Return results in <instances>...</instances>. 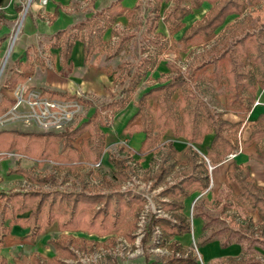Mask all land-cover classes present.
I'll use <instances>...</instances> for the list:
<instances>
[{
    "label": "trees",
    "instance_id": "trees-1",
    "mask_svg": "<svg viewBox=\"0 0 264 264\" xmlns=\"http://www.w3.org/2000/svg\"><path fill=\"white\" fill-rule=\"evenodd\" d=\"M6 1L0 0V8ZM151 1L157 20L160 19L161 5L172 2L170 10L162 16L169 38L185 28V18L199 11L204 4L209 6L200 20L185 29L178 39L171 40L172 44L179 45L184 51L192 47L202 48V53L195 56V65L183 72L176 64H170L169 78L140 95L134 114L122 130L128 136L143 135L137 151L140 157L157 151L162 135L166 132L174 139L181 138L187 143L182 154L172 142L162 143L163 151L156 169L147 177L153 182V189L162 188L155 197L157 211L162 215H151L143 245L152 239L156 248L167 249L170 256L166 264H198L193 253L184 250L178 238L191 232L186 205L211 190L212 173L209 167L216 168L239 149H253L258 157L264 159V112L245 122L259 88L264 86V23H254L247 13L249 8L258 6L261 0ZM135 13L136 9L124 11L114 5L109 9V17L103 19L107 24L113 23L117 17L125 16L131 20L130 25L134 28L138 25L132 22ZM231 17L233 21L226 23ZM87 27L81 23L69 31H61L50 37V48L59 50L61 72H70L69 59L76 40L83 43L85 63L93 52L94 43L104 45L100 31L92 25L89 29ZM84 30V36L74 34ZM124 40L121 39L120 47ZM210 40L212 44L207 48ZM143 65L144 70L149 67L148 70L152 71L156 63L148 60ZM16 67L10 70L4 83V88L9 92L24 84L28 78L26 73L33 70L28 63H17ZM141 73L128 79L121 91L123 97L108 103L99 112L94 110L77 127L65 129L61 133L0 131V153H14L37 162L39 167L44 162H51L57 174L34 175L24 169L13 172L38 186V189L9 195L0 192V247L15 225L28 230L22 240L30 244L53 224L57 225L61 233L57 239L49 242L55 256L47 260L32 254L29 257L32 264H61L64 260L77 258L76 252L84 250L86 245H95L94 242L73 237V233L100 239L123 229L127 241H135L133 234L147 201L131 191L120 192L121 185L134 174L125 159L110 158V180L104 176L98 190L85 181L91 171L79 176V190L67 192L59 190V187L67 182L68 175H77L89 166L100 165L106 140L100 126H107V112L114 113L125 108L130 101L129 96L142 80ZM219 94L223 96L224 112H216ZM40 97L49 101L75 102L81 106L88 104L76 96L56 92H42ZM151 101H155L154 106L150 104ZM14 105L15 100L3 96L0 117L6 115ZM224 113H230L234 120L223 118ZM245 127L246 132L243 131ZM84 135L87 137L84 138ZM207 138L205 154L201 156L193 146L203 145ZM5 154L0 158L6 159ZM80 163L87 165L82 166ZM172 174H176V180L169 182L167 179ZM224 179L235 189L233 201L247 218L245 226L254 229V233L264 240V186L253 178L249 166L237 164L236 161L226 164ZM44 186L52 190H43ZM199 202L195 201V218L203 217ZM156 231L158 233L153 237ZM107 242L113 244L114 239L111 237ZM209 242L198 243L197 248ZM12 262L27 264L24 258H13ZM228 262L240 263L241 259H228ZM0 264L8 263L5 258H0Z\"/></svg>",
    "mask_w": 264,
    "mask_h": 264
},
{
    "label": "rangeland",
    "instance_id": "rangeland-1",
    "mask_svg": "<svg viewBox=\"0 0 264 264\" xmlns=\"http://www.w3.org/2000/svg\"><path fill=\"white\" fill-rule=\"evenodd\" d=\"M29 1L22 0V11L12 26L11 33L7 36L6 48L0 59V69L7 53L12 50L20 36L21 30L18 34L17 31L26 17L28 9L26 11L25 8ZM39 3L45 6L47 2L43 4L39 1ZM171 7L172 2L163 4L160 9V19L157 20V17L151 13L153 8L151 1L143 0L135 18L138 24L137 28L131 32L125 30L124 27L123 29L117 28L120 40L117 37L110 38L106 36L105 40L109 41L110 45H108V48L100 50L96 47L91 57L90 69L82 68L79 71H75L72 75L58 72L57 53L50 50L48 39L40 38L37 42L30 45L31 49L28 56L35 64L33 75L26 84L17 87L12 92L11 97L16 103L20 100V105L12 108L5 116L0 117V131L16 130L21 133L35 134L61 133L65 129L77 127L86 121L94 110L99 112L108 103L123 97L121 91L126 87L128 79L142 72V80L137 89L129 96L130 101L125 108L114 113L107 112V126H100V130L106 138L105 152L101 158L100 165L89 166L86 170L83 169L78 172L77 175H69L67 177L68 181L59 187L61 191H77L79 190V176L91 171V175H88L85 181L90 187L99 189L104 176L110 180L112 169L109 164L110 158L125 159L134 174L128 182L121 185L120 192L131 191L141 195L147 201L145 210L141 213L137 230L133 234L135 241L133 243L128 242L126 237H124L123 229L115 235L100 239L87 234L73 233L71 234L73 237L83 238L87 242H94L95 245H86L84 250L76 252L77 258L64 260L61 264H166L167 258L170 256V252L167 249L156 248L152 239L143 245L147 222L151 215H162L160 211H157L155 202V197L162 188L153 189V182L147 180V177L156 169L160 153L163 151L162 143L172 142L180 154L186 149L187 143L181 138L174 139L169 132H166L162 135L157 151L140 157L137 151L143 135L136 134L129 137L123 134L122 128L135 112L140 95L147 89L164 83L169 78L168 66L170 64H176L183 72H187L190 66L195 65V56L198 53H202V48L195 49V47L184 51L179 45L172 44L171 40L178 39L185 29L200 20L207 7L204 6L199 12H194L191 16L185 18L183 20L185 28L174 37L169 38L162 16ZM247 13L253 18L254 23H264V0H261L258 6L249 8ZM230 20L232 18L228 19V21ZM93 22L95 23L96 21ZM91 25L94 26L91 23L87 28L89 29ZM74 34L84 36L86 31H77ZM125 36L130 37L128 40L123 41L122 52L114 59L106 60L105 56L111 55L121 39H125ZM210 44H212V40L209 41L207 48H209ZM36 58L43 62L41 64L43 66L37 64ZM148 60L156 63L152 71L148 70L149 67L144 70L143 64ZM12 66L13 64L8 61L3 69L0 79V94H2L3 81L8 77ZM86 72H89V76H96L98 81L94 80V82L89 84L82 82L87 78L84 76ZM103 75H106V78L103 77L101 80L100 78ZM111 75L115 79L114 84L108 78ZM99 76L100 78H98ZM42 92H56L58 94L76 96L88 104L81 106L75 102L61 104L60 101H56L61 107L51 110L49 116L45 117L43 113L47 99L44 100V98L40 97ZM218 96L216 112H224L223 96L222 94ZM207 99L210 103L212 102L210 97ZM150 104L154 106L155 101H151ZM211 105L214 107L213 102ZM223 118L230 121L234 120L230 113H224ZM83 137L86 138L87 136L84 135ZM207 142L208 138L202 146H193L194 150L203 156ZM74 146H77V144L74 143ZM244 152L242 160L254 167V177L259 182H263L264 173L260 172L264 159H260L253 149H247ZM4 154L0 153V156ZM5 155L9 163H4V160L0 158V192L5 195L38 189V186L30 184L13 173L17 169L28 170L34 175L47 176L53 174L57 176L51 162H44L39 167L37 162L33 160L17 157L13 153ZM224 169L225 167L222 166L215 171L210 192L195 200L202 198L199 209L203 214L204 221L201 223L198 220L201 225L198 228H191L190 234L180 238L179 242L184 250L193 253L198 264H264V240L259 234L254 233V229L245 226L247 218L233 201L235 189L224 181ZM60 179L61 176L58 177V180ZM167 180L174 182L176 174H172ZM42 188L43 190H52L48 186ZM186 214L190 225L192 222L195 224L194 201L186 205ZM156 233L158 231L155 232L153 237L156 236ZM60 235L57 225L54 224L50 228L45 229L32 245L22 241L20 238H11L3 248H0V258H5L8 264H13V258H24L27 264H32L29 260L32 254L47 260L51 259L55 256V253L49 242L57 239ZM111 237L114 239L113 244L107 242ZM207 240L212 241L214 249L212 250V246L208 247L211 252L207 254V259H205L203 249L197 248V244ZM227 248L232 250V252L225 253ZM215 251H220V253L215 255ZM228 259H241V262H228Z\"/></svg>",
    "mask_w": 264,
    "mask_h": 264
},
{
    "label": "crops",
    "instance_id": "crops-1",
    "mask_svg": "<svg viewBox=\"0 0 264 264\" xmlns=\"http://www.w3.org/2000/svg\"><path fill=\"white\" fill-rule=\"evenodd\" d=\"M30 2H31V0L28 2V4L26 5V8H25L26 11L28 9L26 17L22 21V24L18 28V31H17V34H18L19 31L21 30L20 36H19L16 44L13 46L12 50L9 53H7L6 57L4 58V61L2 62V66L0 69V79H1L3 69L5 68V65H7L8 61H10L13 64L11 69H16L17 63L20 65H24L26 63L30 64L31 67L33 68V70L31 73H26V76H28L27 81L30 80V78L33 75L34 69H35V64H34L33 60H31L28 56V53L31 49L30 45L33 44L34 42H37L40 38H46L49 40L50 37H52L56 33L61 32V31H69L73 27H75L76 25L81 24V23L86 24L87 26L92 23L94 25V27L100 31L101 41L104 43V45H98L97 43H94L93 52H92L91 56L88 58L86 63L84 62L83 43L79 39L74 42L73 48L71 50V55H70V59H69L70 72H61L59 50L51 49L50 45H49V48L51 51H55L57 53V59H58L57 60L58 61L57 66L59 67L58 72L60 74L72 75L75 71H79L82 68L89 70L91 67L90 66L91 57L93 56V53H94L96 47L99 48V50L109 47L108 45H110V42L105 40L106 36H109L110 38L117 37L119 39L120 34L118 35L117 28L123 29V27H124L125 30L130 31V32L133 31V29L137 28V27L133 28L130 25L131 20L125 16L117 17L113 23L105 24L103 18L109 17L108 16L109 9L114 5H117L119 8H121L124 11H130L132 9H136L134 19H132V22L133 21L136 22L135 18H136V15L138 14L140 3H142L143 0H48L45 6H42L38 0H33L31 2V4H30ZM151 3H152V1H151ZM29 4H30V6H29ZM21 6H22V0H7L5 2V4L3 5V7L0 8V59L2 58V54L4 52V49L6 48V44L8 41L7 36H9V34L11 33L12 26L15 24V21L18 19L19 13L22 11ZM204 6L207 8H206L205 12L202 14V16L209 9V6L207 4H204L200 10H202ZM199 11H195V13L199 12ZM151 13L153 16H156L155 13H153V8L151 10ZM159 16H160V12H159ZM202 16H201V18H202ZM231 18H229V19H231ZM233 19L234 18H232V20H230V21L227 20L226 23L233 21ZM93 21H96V22L94 23ZM166 30H167V28H166ZM129 37L130 36H127V37L125 36V41L128 40ZM119 43L111 55L105 56L106 60H112L122 52L123 45L120 47ZM49 44H50V41H49ZM118 47H120L119 50H117ZM35 61L37 62L38 65L43 64V62L41 60H39L38 58H36ZM41 66H43V65H41ZM88 73L89 72H86L84 74V76H86L87 78L82 82L89 84V83L94 82V80L98 81L96 76H94V77L92 75L89 76ZM9 75H10V71H9ZM9 75H8V77H9ZM8 77H6V79ZM103 77L106 78V75H103L102 78H100V76H99L98 78H100L102 80ZM108 78L110 79L111 83L114 84L115 79L113 78V76L112 75L108 76ZM5 80L3 81V85L1 87L2 94H0V101H1L3 96H6L11 100H14L11 97L13 91L9 92L4 88ZM27 81L24 84H26ZM24 84H22V85H24ZM22 85H19V86H22ZM19 86H17V87H19ZM256 100L259 101L260 105L252 108V110L249 113V115L247 116L245 122H247V121L249 122L252 118H254L258 114L264 112V86L259 88V90L257 92ZM123 128H122V130H123ZM245 129L246 130H244V132L247 131V128H245ZM13 131H16V130H13ZM133 135H136V134H133ZM137 135H139V134H137ZM129 137H131V136H129ZM142 140H143V138H142ZM141 141H140V143H141ZM140 143H139V146H140ZM245 150H247V149H239L234 154L228 156L226 161L223 162L222 164H220L219 166H217L216 168L209 167V171H210V173H212L211 174V185L213 182L212 177L214 176L215 171L218 168L224 166L226 169V164L228 162L236 161L237 164H243V165L249 166L251 169V173H252L253 178L257 181V183L259 185L264 186V184H263L264 181L259 182L254 177V175H253V171H254L253 168L254 167H252L251 164H247V163H245L244 160H242V157L245 153L244 152ZM13 155H15V154L13 153ZM16 156L20 157L18 155H16ZM260 159H263V158H260ZM3 160H4V163H9L7 158L3 159ZM180 161H182V160H180ZM80 165L86 166L87 164L86 163H80ZM225 169H224V172H225ZM262 172L264 173V163H263V167H262V170L260 173H262ZM60 176H62V174ZM223 179H224V173H223ZM67 181H68V179H67ZM224 181H225V179H224ZM211 185H210V189H211ZM79 189H80V183H79ZM209 192H207V193H209ZM201 200H202V198L200 199V202H201ZM194 202H195V199H194ZM201 214H202V212H201ZM198 220H200V222L202 223L204 221V218L203 217H201V218L196 217V221H195L196 223L194 224V222H192V224H191L192 226L190 225L191 228H193V227L198 228L199 225H201V224H199ZM5 225L7 226V223ZM27 231H28L27 229H22L18 225L13 226L11 228L9 235L5 238L4 245L0 248H3L7 244L8 240L11 238H14V239L20 238L22 240V237L27 233ZM186 236L187 235H185L183 237H186ZM179 239L180 238H178V241H179ZM24 242L28 243L27 241H24ZM34 243H35V241H34ZM28 244H30V243H28ZM204 246H206V247H204ZM204 246L201 247L200 249H203V255H204L205 259H207V256H208L207 254L209 252H211L210 251L211 249H208V247L212 246V250L214 249V247H213L212 241L207 243ZM219 250H221V249H219ZM229 252H232V250H229L228 248L225 249V253L228 254ZM214 253H215V255H217V253H220V251H218V252L215 251Z\"/></svg>",
    "mask_w": 264,
    "mask_h": 264
},
{
    "label": "built area",
    "instance_id": "built-area-1",
    "mask_svg": "<svg viewBox=\"0 0 264 264\" xmlns=\"http://www.w3.org/2000/svg\"><path fill=\"white\" fill-rule=\"evenodd\" d=\"M39 1H40L41 3H43V4H45V3L47 2V0H39ZM44 100H46V99H44ZM60 103L63 104V103H69V102H62V101H60ZM18 105H20V100L18 101V103L15 102L14 107H17ZM259 105H260L259 101L256 100L255 103L253 104V107H252V108L257 107V106H259ZM14 107H13V108H14ZM60 107H61V105H59V103H57L56 101H49V100H46V102H45V104H44V113H43V116L48 117V116H49V112H50L51 110L56 109V108L59 109ZM251 110H252V109H251ZM231 157H232V156H231Z\"/></svg>",
    "mask_w": 264,
    "mask_h": 264
}]
</instances>
